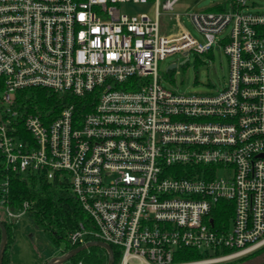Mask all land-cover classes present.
<instances>
[{"label": "built area", "instance_id": "built-area-1", "mask_svg": "<svg viewBox=\"0 0 264 264\" xmlns=\"http://www.w3.org/2000/svg\"><path fill=\"white\" fill-rule=\"evenodd\" d=\"M149 1L0 0V171L68 178L88 215L70 243L114 244L118 264H218L264 251V10L227 0L187 11L200 40L170 13L178 0L163 11L154 0L153 16L122 9ZM216 47L229 62L220 89L162 83L169 55ZM36 86L91 109L23 115L17 93ZM0 187L16 223L30 203L12 207L8 178ZM184 249L202 256L182 259Z\"/></svg>", "mask_w": 264, "mask_h": 264}, {"label": "trees", "instance_id": "trees-1", "mask_svg": "<svg viewBox=\"0 0 264 264\" xmlns=\"http://www.w3.org/2000/svg\"><path fill=\"white\" fill-rule=\"evenodd\" d=\"M222 3L214 4L208 9H224ZM86 98L78 97L72 93H60L48 87L36 86L18 91L17 106L23 115L37 114L45 120H52L60 111L71 103H75L81 111H89L91 104H84ZM22 128V126H21ZM25 135L29 132L23 127ZM5 178L9 180V191L6 193L8 202L14 208H19L25 201L30 203L28 215L34 223L42 228L49 238L56 244L67 242L62 253L80 246V243L71 244L70 234L75 231L80 222L88 220L87 212L83 209L78 197L74 194L71 182L68 178L61 179L58 175L49 179L39 172L19 173L12 171H0V184ZM2 190L0 187V199ZM7 227V244L3 255V264L11 263V246L15 241L14 222L0 217ZM2 231L0 229V242ZM88 240H97L90 237ZM114 253V264L120 259L118 246L111 244ZM258 253V252H257ZM257 253L249 254L240 258L218 264H236L237 260H243ZM182 259L199 258V251L184 249ZM108 252L105 248L97 245L83 249L70 260L74 264H108ZM264 259V257H263ZM264 261V260H263Z\"/></svg>", "mask_w": 264, "mask_h": 264}, {"label": "rangeland", "instance_id": "rangeland-1", "mask_svg": "<svg viewBox=\"0 0 264 264\" xmlns=\"http://www.w3.org/2000/svg\"><path fill=\"white\" fill-rule=\"evenodd\" d=\"M161 0V10L162 3ZM227 0H178L172 14L180 13L183 23L189 28L192 34L203 40L201 33L192 25L187 11H200L208 9L214 4L226 3ZM253 3V9L264 10V0H247ZM155 1L150 0L148 3H129L123 5L122 9L140 14L148 13L150 16L155 12ZM169 12H162L161 21L164 29H171L173 23L169 20ZM185 63H182L183 61ZM178 63L176 69L170 73L167 67L170 63ZM160 75L162 83L165 86L175 88L185 93H202L214 92L220 89L229 76L228 57L222 48H214L209 53L197 55L193 51L189 56L183 53H174L169 55L164 61L160 62ZM0 217L6 218L4 206L0 203ZM15 241L11 246V263L12 264H46L54 257L62 254L67 242L60 244L54 243L49 236L37 226L33 219L24 214L19 221L15 223ZM264 251L245 258L237 260L236 264H264ZM57 264H74L71 260Z\"/></svg>", "mask_w": 264, "mask_h": 264}, {"label": "water", "instance_id": "water-1", "mask_svg": "<svg viewBox=\"0 0 264 264\" xmlns=\"http://www.w3.org/2000/svg\"><path fill=\"white\" fill-rule=\"evenodd\" d=\"M176 64H171L169 68H175ZM0 229L2 231V238L0 242V264H3V255L7 244V237H8V231L5 223L2 219H0ZM97 245L105 248L108 252L109 258H108V264H114V253L111 245L108 243L101 241V240H91L86 242L85 244H81L80 246H77L68 252L62 253L61 255L54 257L52 260L47 262L46 264H57L60 262H65L67 260H70L73 256H75L77 253L82 251L83 249H86L90 246Z\"/></svg>", "mask_w": 264, "mask_h": 264}]
</instances>
